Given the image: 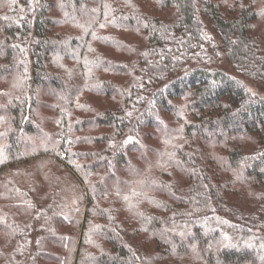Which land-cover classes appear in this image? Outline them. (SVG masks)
<instances>
[{
  "label": "trees",
  "instance_id": "trees-1",
  "mask_svg": "<svg viewBox=\"0 0 264 264\" xmlns=\"http://www.w3.org/2000/svg\"><path fill=\"white\" fill-rule=\"evenodd\" d=\"M263 35L264 0H0V264H264L213 226L262 224Z\"/></svg>",
  "mask_w": 264,
  "mask_h": 264
},
{
  "label": "rangeland",
  "instance_id": "rangeland-1",
  "mask_svg": "<svg viewBox=\"0 0 264 264\" xmlns=\"http://www.w3.org/2000/svg\"><path fill=\"white\" fill-rule=\"evenodd\" d=\"M206 24H207V29L213 34L215 41L219 42L217 34H214V30L211 27L210 21L206 20ZM263 38H264V35H263ZM228 68L230 69V67ZM242 78L245 84L247 85V87L249 88V90L251 91V93L257 94L264 98V81H258V80L254 81L246 77H242ZM44 99L46 100L48 98H44ZM42 110L43 112H46L44 107ZM165 120L168 121L169 123L171 122L170 118L166 116H165ZM160 123H161V120L157 124L161 125ZM144 131H146V129H143L140 133H138V135H135L136 142L138 143V145H141V147L143 148H145V146H150L154 144L153 139H150L149 137H147L144 134ZM133 139H134V135L129 136L127 138V141L131 140L133 142ZM239 145L242 146V148L246 151H250L254 147L252 141H248V140H240ZM131 154L133 155V153ZM61 181L63 182L62 179ZM64 195H66V198L69 200L67 192L61 194V196H64ZM259 203L261 202H257V204L254 207L241 206V210L244 211L245 214L247 215L244 223L250 217L249 215L250 214L252 215L254 213V208L258 206L259 215L255 216V218L258 219L262 223L259 227H254V228L247 230V232H242L240 228H243V230H245L246 228L244 229L242 222H238L239 220L237 219V217H238V214L240 213H235L234 210H231L230 213L223 214L221 217H219L221 218V220L215 221L213 226L219 229L221 236L224 238V240L228 244L229 243L237 244L238 242L239 243H252L253 241H255L264 247V203H262L261 212H260V208L258 205ZM63 207L65 210L67 209L66 205H64ZM37 210H38L37 212H40L42 216L47 217V218H49L51 214H54V211L52 210L43 211V212L40 209H37ZM256 213H258V211H256ZM59 231L61 232L60 229ZM36 235H38V233ZM0 245H1V241H0ZM37 245L41 246V242H39ZM47 250L49 251V248ZM16 260L17 259L12 258L8 262V264H17ZM19 264H36V263L33 260H31V258H29V254H26L23 256V258H21V262ZM42 264H53V263L42 261Z\"/></svg>",
  "mask_w": 264,
  "mask_h": 264
}]
</instances>
